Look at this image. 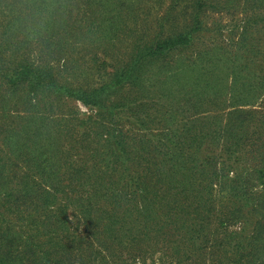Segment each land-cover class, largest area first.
Here are the masks:
<instances>
[{
  "label": "trees",
  "instance_id": "obj_1",
  "mask_svg": "<svg viewBox=\"0 0 264 264\" xmlns=\"http://www.w3.org/2000/svg\"><path fill=\"white\" fill-rule=\"evenodd\" d=\"M210 1L165 16L184 24L161 20L127 59L91 53L67 77L21 51V20L0 13V264H264V106L250 96L264 43H243V85L220 111L198 97L161 110L145 82L193 43Z\"/></svg>",
  "mask_w": 264,
  "mask_h": 264
},
{
  "label": "rangeland",
  "instance_id": "obj_2",
  "mask_svg": "<svg viewBox=\"0 0 264 264\" xmlns=\"http://www.w3.org/2000/svg\"><path fill=\"white\" fill-rule=\"evenodd\" d=\"M181 1L0 0V13L9 14L13 22L21 20L20 27L28 39L19 40L21 51L35 60L55 61L56 70L67 77L74 71L82 73V57H90L91 53L127 59L134 40L151 41L148 39L156 34L160 21L166 24L165 16L185 8V3L191 10L192 0ZM219 1L211 0L202 9L205 27L188 48L170 53L159 62V67L149 68L145 79L151 91L149 100L155 101L161 110L171 107L189 113L194 110L192 100L198 97L206 106L220 111L230 105L242 87L243 83H234L232 60L244 49L245 40L264 43V5L254 8L241 0L240 5L226 8ZM173 2L179 3L174 11ZM171 24L176 22L170 21L166 27ZM183 24L181 16L176 26ZM255 92L259 95L254 103L264 106V89L257 88L250 96ZM70 104L83 115L95 112L77 99L70 100ZM157 136L163 138L164 134Z\"/></svg>",
  "mask_w": 264,
  "mask_h": 264
}]
</instances>
